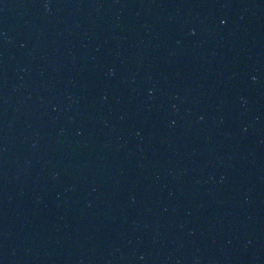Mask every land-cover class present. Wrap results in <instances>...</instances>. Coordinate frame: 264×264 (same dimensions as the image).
Segmentation results:
<instances>
[{
	"label": "water",
	"instance_id": "95a60500",
	"mask_svg": "<svg viewBox=\"0 0 264 264\" xmlns=\"http://www.w3.org/2000/svg\"><path fill=\"white\" fill-rule=\"evenodd\" d=\"M0 264H264V0H0Z\"/></svg>",
	"mask_w": 264,
	"mask_h": 264
}]
</instances>
